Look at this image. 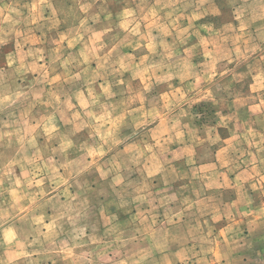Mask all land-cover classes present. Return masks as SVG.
<instances>
[{"label":"clouds","instance_id":"obj_1","mask_svg":"<svg viewBox=\"0 0 264 264\" xmlns=\"http://www.w3.org/2000/svg\"><path fill=\"white\" fill-rule=\"evenodd\" d=\"M0 264H264V0H0Z\"/></svg>","mask_w":264,"mask_h":264}]
</instances>
